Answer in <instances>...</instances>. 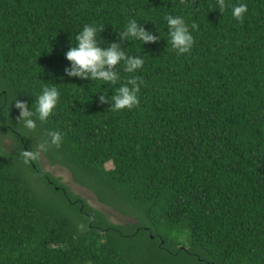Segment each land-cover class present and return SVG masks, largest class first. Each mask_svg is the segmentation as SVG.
I'll return each mask as SVG.
<instances>
[{"label":"trees","instance_id":"obj_1","mask_svg":"<svg viewBox=\"0 0 264 264\" xmlns=\"http://www.w3.org/2000/svg\"><path fill=\"white\" fill-rule=\"evenodd\" d=\"M225 3L0 0V264H264V0ZM166 15L184 17L190 53L172 48ZM133 19L160 37L121 43L141 70L122 62L116 85L65 75L85 25L102 27L108 47ZM133 75L138 106L100 103ZM50 86L60 101L30 131L15 101L35 112ZM51 131L62 137L42 151L52 164L134 222L113 223L38 156L26 160Z\"/></svg>","mask_w":264,"mask_h":264},{"label":"clouds","instance_id":"obj_2","mask_svg":"<svg viewBox=\"0 0 264 264\" xmlns=\"http://www.w3.org/2000/svg\"><path fill=\"white\" fill-rule=\"evenodd\" d=\"M217 7L222 13L227 5L225 0H217ZM247 5L244 3L233 5L231 14L233 18L242 20L247 13ZM167 24V33L170 38L172 48L178 54H188L194 45V37L189 30V25L184 17L178 15H166L164 17ZM192 30L197 28L193 23ZM103 32L102 27L96 25H85L76 35V45L70 46L65 53L66 59L71 62L70 67L65 69V75L69 78H78L82 81H100L104 85H116L121 77L117 66L122 62L127 73L135 74L144 66V59L141 56H128L121 43L139 41L144 44L156 43L160 37L153 32L146 30L135 19L128 21L123 32L119 33L120 43H109L108 47H101L99 33ZM135 75L116 88L115 93L109 98L102 94L99 97L101 104L110 106V111L118 112L124 109L131 110L139 105L140 88L142 85ZM60 90L55 86L44 87L36 99L35 112L28 104L21 100L15 101V107L20 115L17 121L23 122V126L28 130H35L36 121H46L56 109L60 101ZM35 117V118H34ZM50 141H45L38 145L40 151H47L48 144L59 147L62 137L59 132L48 133ZM38 152L24 151L23 156L27 159H35Z\"/></svg>","mask_w":264,"mask_h":264},{"label":"rangeland","instance_id":"obj_3","mask_svg":"<svg viewBox=\"0 0 264 264\" xmlns=\"http://www.w3.org/2000/svg\"><path fill=\"white\" fill-rule=\"evenodd\" d=\"M4 143L9 147L10 150L13 149L14 142L11 138L5 136ZM37 152L39 153L38 159L43 170L50 172L55 178L59 179L62 184L68 186L73 193L84 198L91 206L103 211L113 223L126 225L135 221L133 218L125 216L100 202L95 193L90 188L82 186L74 181L73 175L66 167L52 164L51 160L46 157L44 153L40 151V149H38ZM111 167L112 164L109 163L107 168Z\"/></svg>","mask_w":264,"mask_h":264}]
</instances>
